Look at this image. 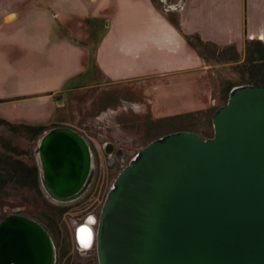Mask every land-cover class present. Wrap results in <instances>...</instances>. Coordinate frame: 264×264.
I'll use <instances>...</instances> for the list:
<instances>
[{
    "label": "water",
    "instance_id": "obj_1",
    "mask_svg": "<svg viewBox=\"0 0 264 264\" xmlns=\"http://www.w3.org/2000/svg\"><path fill=\"white\" fill-rule=\"evenodd\" d=\"M203 138L176 131L145 144L121 168L96 226L76 229L97 264H264V86L237 85L211 114ZM39 183L54 203L77 197L91 170L86 141L66 127L34 149ZM33 219L0 220V264H53Z\"/></svg>",
    "mask_w": 264,
    "mask_h": 264
},
{
    "label": "crops",
    "instance_id": "obj_2",
    "mask_svg": "<svg viewBox=\"0 0 264 264\" xmlns=\"http://www.w3.org/2000/svg\"><path fill=\"white\" fill-rule=\"evenodd\" d=\"M39 1L0 0V100H8L0 106L26 102L22 116L12 121L0 115L1 119L47 125L53 114L52 95L81 79L90 63L112 82H136L155 92L174 75H191L189 92L214 104L204 62L150 0H43L47 2L38 5ZM170 8L183 34L195 33L217 46H238L244 38L264 40V0H179ZM69 16L103 20L90 56L84 45L57 35L61 27L71 32L63 23ZM26 53L34 60L21 63ZM19 97L24 99L13 100ZM209 108L210 104L205 110Z\"/></svg>",
    "mask_w": 264,
    "mask_h": 264
},
{
    "label": "rangeland",
    "instance_id": "obj_3",
    "mask_svg": "<svg viewBox=\"0 0 264 264\" xmlns=\"http://www.w3.org/2000/svg\"><path fill=\"white\" fill-rule=\"evenodd\" d=\"M178 1L156 0L157 11L163 16L175 14L178 17L175 10L170 8L171 6L175 8ZM46 2L41 0L37 4ZM25 7L27 6H22V10ZM63 23L70 27L71 32L68 33L66 28L61 27L57 28V35L64 36L73 43L84 45L90 56L102 33L103 20L85 19L81 21L69 16ZM59 24L60 20L56 22L57 26ZM201 24L199 28L203 31L205 26ZM245 39L238 46L230 44L234 46V53L226 50L221 59L212 58L204 62L207 83L211 92L210 101L213 99L214 104L205 98L201 100L199 94L189 92V85L194 81L191 75H174L170 77L172 78L170 82L163 86L164 89L155 92L150 86H142L136 82H112L102 76L90 63L86 74L81 79L76 80L63 91L52 95L53 114L49 123L45 125L48 128L51 125L69 128L88 143L95 164V182L89 195L77 204L64 205L50 201L40 183L38 186L40 195L33 190L19 189L15 185L7 184L4 189H0V220L10 214H20L39 223L49 237L54 239L55 249L64 247L68 250L67 259H57L56 264H97L94 246L87 252L75 250L71 240L72 223L77 221L76 218H82L87 213L99 215L112 181L133 154L145 144L179 129H189L197 134L210 135L212 133L209 110L223 104L222 99L229 86H237L242 82L240 76L244 68ZM259 41L264 43V40ZM31 56L28 53L22 55L21 63L31 61ZM178 88L180 89L177 90ZM146 98L151 103L150 109H148ZM6 102L8 100L0 103ZM24 104L0 106V115L14 121L16 117L24 114V109H26L23 108ZM208 104L210 108L205 110ZM188 113L190 115L180 119H167ZM19 123L27 124L23 121L12 124ZM41 135L33 138L25 135L22 130L11 131L0 127V144L3 143L9 148L14 147L18 152L15 157L29 166L34 165L38 171L34 149ZM105 142H110L114 147L123 149L124 162L121 166L111 167L107 164V156L103 154L101 148ZM19 204L22 207L18 208ZM26 210L31 214H24L23 211ZM60 211L62 213L57 215Z\"/></svg>",
    "mask_w": 264,
    "mask_h": 264
},
{
    "label": "trees",
    "instance_id": "obj_4",
    "mask_svg": "<svg viewBox=\"0 0 264 264\" xmlns=\"http://www.w3.org/2000/svg\"><path fill=\"white\" fill-rule=\"evenodd\" d=\"M152 5L158 9V5L156 0H150ZM164 18L168 21V23L174 27L182 36L185 43L192 48L196 54L202 59L203 62L208 61V59H221L224 55L225 51L230 50L234 53L233 45L226 46H217L211 42L203 41L200 37L193 34H183L180 30L178 24V17L175 14H166ZM244 49H245V58L243 62V70L241 72L240 81L241 84L248 85H257L264 86V43L260 42L257 39H245L244 40ZM233 60V59H228ZM234 85L229 86L227 88L226 94L222 99L224 103L227 98L228 91ZM23 97H19L17 99H22ZM4 100H0L3 102ZM215 108H211L209 111L212 114ZM195 113V112H193ZM198 113V112H196ZM188 114L176 115L167 119L176 120L181 117H185ZM0 127L6 128L11 131L22 130L25 135H29L30 137H38L44 131L59 127V125H51L49 128L45 126H36V125H28L24 123H19L14 125L0 118ZM189 130V129H179L178 131ZM190 131V130H189ZM203 138H207L210 135L206 133H199ZM18 152L14 147L9 148L5 144H0V189H4L7 184H12L17 186L19 189L33 190L40 195L39 192V176L37 168L33 166H29L26 163L21 162L15 156H17ZM22 207L21 204L18 205V208ZM24 214L30 215L31 213L23 211ZM62 212L60 211L57 215H60ZM48 219V217H46ZM47 221L50 222L48 219ZM51 224V223H50ZM63 256L62 251L60 252V258Z\"/></svg>",
    "mask_w": 264,
    "mask_h": 264
},
{
    "label": "flooded vegetation",
    "instance_id": "obj_5",
    "mask_svg": "<svg viewBox=\"0 0 264 264\" xmlns=\"http://www.w3.org/2000/svg\"><path fill=\"white\" fill-rule=\"evenodd\" d=\"M87 145H88V143H87ZM88 148H89V145H88ZM101 148H102L103 154H105L107 156L106 159H107V164L109 166L113 167V166H116V165L117 166H121L122 165V163L124 162L123 161V158H124V151H123V149H121L120 147H114L113 144H111L110 142L103 143V145L101 146ZM89 150H90V148H89ZM38 176H39V173H38ZM94 182H95V164L93 162V158H92V155H91V170H90V175H89L86 183L84 184L82 190L80 191V193L72 201L67 202V203H58V204H64V205H66V204H77V203H79L81 200L85 199L89 195V193H90V191H91V189H92V187L94 185ZM84 211H82V212H84ZM97 219H98V216H95V215H92V214H88L87 213L86 215H83L82 218L81 217L80 218L79 217L76 218L77 221H74L72 223L71 240H72V243H73V245L75 247V250L82 251V252L83 251H86L87 252V251H89V250L92 249V247L94 245H91L90 247H88L86 249H80L79 246H78V243L76 242V239H75V232H76V229L79 228V227H81V226H87V227H89L91 229H94V227L96 226ZM49 238H50V240H51V242L53 244L54 239L51 238V237H49ZM61 251L63 253V256L60 258V252ZM67 251L68 250L66 248H64V247L63 248L60 247V249H57V248L55 249L54 248V262H53V264H56L57 259H64V260H66L67 259V255H68V252Z\"/></svg>",
    "mask_w": 264,
    "mask_h": 264
}]
</instances>
